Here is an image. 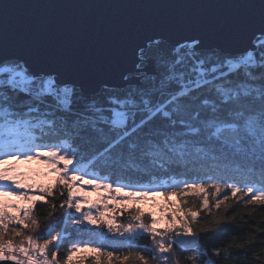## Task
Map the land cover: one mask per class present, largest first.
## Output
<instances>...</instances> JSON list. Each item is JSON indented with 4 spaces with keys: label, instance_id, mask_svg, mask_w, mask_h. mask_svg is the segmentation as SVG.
I'll return each instance as SVG.
<instances>
[{
    "label": "snow or ice",
    "instance_id": "1",
    "mask_svg": "<svg viewBox=\"0 0 264 264\" xmlns=\"http://www.w3.org/2000/svg\"><path fill=\"white\" fill-rule=\"evenodd\" d=\"M9 160L0 264H264V0L0 3Z\"/></svg>",
    "mask_w": 264,
    "mask_h": 264
},
{
    "label": "trees",
    "instance_id": "2",
    "mask_svg": "<svg viewBox=\"0 0 264 264\" xmlns=\"http://www.w3.org/2000/svg\"><path fill=\"white\" fill-rule=\"evenodd\" d=\"M9 161H10V160H9ZM11 161H15V160H11ZM7 162H8V161H7ZM51 182H52V180L48 179L47 183H51ZM33 191H34V190H33ZM100 195L107 196L108 193L105 192V191H103V190H101ZM116 195H117V197L119 198V197L123 196L124 193H117ZM94 197L98 198V193H96V192H90V194H89V196H88L89 201H91L92 198H94ZM2 199H5L7 202L12 203V204H24V205H26V202H25V201L18 200L16 196L3 197ZM171 199H172V200H175L176 197H172ZM57 202H58V201H57ZM108 203H109V205L111 206L112 202H111V201H108ZM163 203H164V197L157 195V196H155L154 198H152V199H150V200H147L146 202H141L139 205H132V204H129L127 207H128V208L140 207V208H143V209L145 210V212L150 211V210H151V211H156V212H157V215L159 216V215H160V213H159V209L156 207V205H162ZM84 208H85V210H86V209L88 208V205H87V204L84 205ZM48 210H49L48 207H47L46 205H44L43 203H39V204H37V206H36V212H37V215H38V216L40 217V219H41V223H42V225H43V223H44V217L46 216ZM262 213H264V210H257V214H256L255 219H260ZM245 219H247V217H245ZM235 223H236L237 225H239L241 228L245 229V230H246L247 227H248V225L243 224V222L241 221V219H240L239 216H237V218H236V222H235ZM160 227H161V228L163 227V223L160 225ZM41 230H42V228H41ZM56 230L58 231V230H59V227H57ZM45 238H47V237H45ZM220 239H221L223 242L226 243L227 241H229V240L232 239V234H229L228 236L222 237V238H220ZM237 239H238V240L242 239V236L237 237ZM18 240H19V238H14V241H15V242H18ZM53 243L55 244L56 242H53ZM139 243H140L141 245H144V244L148 243V241H146V240H141V241H139ZM201 243H202L203 245L207 246L206 240L201 241ZM68 246H69V244H68V241L66 240V241L64 242V244L62 245V247H61V249H60V252H59V254H58V257H59L60 259H63V258H64L65 253H66V249L68 248ZM52 250H53V248H52V246H50V253H51ZM109 250H111V249H109ZM119 251H120L121 253H124V252H126V251H128V250H127V249H120ZM145 254H147V253H145ZM88 255L90 256L91 254H88ZM186 255H188V254H184V255H181V256H180L181 264H186L185 259H184V256H186ZM86 264H88L87 261H86ZM217 264H222V262L218 260V261H217ZM230 264H231V262H230ZM238 264H244V262H243V261H239Z\"/></svg>",
    "mask_w": 264,
    "mask_h": 264
},
{
    "label": "water",
    "instance_id": "3",
    "mask_svg": "<svg viewBox=\"0 0 264 264\" xmlns=\"http://www.w3.org/2000/svg\"><path fill=\"white\" fill-rule=\"evenodd\" d=\"M89 2H95V3H104V2H124V0H0V3L4 4H19V5H25L29 3H89ZM29 10L27 8H17L13 10L14 15H18L21 18L28 15Z\"/></svg>",
    "mask_w": 264,
    "mask_h": 264
},
{
    "label": "rangeland",
    "instance_id": "4",
    "mask_svg": "<svg viewBox=\"0 0 264 264\" xmlns=\"http://www.w3.org/2000/svg\"><path fill=\"white\" fill-rule=\"evenodd\" d=\"M13 164L16 165L17 169L20 172H24L29 175H34L37 172L43 171V166L38 164L35 161L27 162V163H21L18 161H8L7 164H0V167H10ZM36 180L42 183H47L48 179H41V177L37 176ZM97 200L96 197L92 198L91 202H95Z\"/></svg>",
    "mask_w": 264,
    "mask_h": 264
}]
</instances>
